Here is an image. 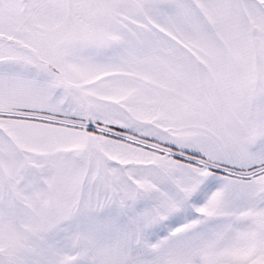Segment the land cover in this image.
Returning a JSON list of instances; mask_svg holds the SVG:
<instances>
[{
  "label": "snow or ice",
  "instance_id": "obj_1",
  "mask_svg": "<svg viewBox=\"0 0 264 264\" xmlns=\"http://www.w3.org/2000/svg\"><path fill=\"white\" fill-rule=\"evenodd\" d=\"M0 264H264V0H0Z\"/></svg>",
  "mask_w": 264,
  "mask_h": 264
}]
</instances>
